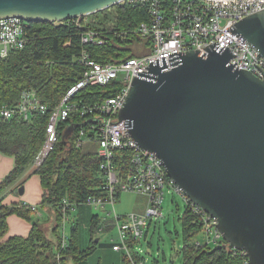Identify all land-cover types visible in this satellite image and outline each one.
Instances as JSON below:
<instances>
[{
    "label": "built area",
    "instance_id": "2783aa9c",
    "mask_svg": "<svg viewBox=\"0 0 264 264\" xmlns=\"http://www.w3.org/2000/svg\"><path fill=\"white\" fill-rule=\"evenodd\" d=\"M124 7L138 8L134 18L141 19L131 30L129 25L116 29L119 18L121 22L127 18L124 13L121 14ZM263 9L264 0H121L101 11L72 19L81 29L79 36L82 46H105L112 39L120 38L128 41V52H135L136 55L99 61L87 49H82L77 56L82 67L80 77L67 89L57 105L50 108L32 89L22 90L14 104H0V119L49 115L44 142L33 161L35 168L44 162L53 149L58 138V123L73 112L83 118L78 125L74 143L77 147H83L88 142L95 143L104 179L101 189L105 194L89 195L81 204H90L106 211L105 216L99 217L97 231L115 229L111 249L122 253L129 264L146 262L140 240L145 236L149 223L163 216L165 189L181 194L185 206L202 223L203 235L206 237L204 244L216 245L223 240L216 228V219L185 197L167 175L161 159L142 149L132 139L125 122L118 121L119 111L132 81L137 77L148 79L151 65H165L164 70H167L175 66L179 55L194 50L200 56H206L211 47L227 48L232 55V65L262 77L264 59L232 28L237 21ZM95 14H100L101 20ZM66 21L49 23L57 25L65 24ZM37 23L45 22H31L19 16L0 18V57L5 58L10 52L23 49L28 42L29 28ZM112 81L119 82V88L112 96L90 103L74 98L87 87L105 86ZM126 192L145 197V209L117 214L115 205L121 194ZM106 205L112 209H106ZM77 206L66 197L61 201V250L68 243L64 224L68 221L70 211ZM29 208L36 211L35 206ZM111 212L114 216L108 219ZM241 252L246 255L244 251Z\"/></svg>",
    "mask_w": 264,
    "mask_h": 264
},
{
    "label": "water",
    "instance_id": "95a60500",
    "mask_svg": "<svg viewBox=\"0 0 264 264\" xmlns=\"http://www.w3.org/2000/svg\"><path fill=\"white\" fill-rule=\"evenodd\" d=\"M119 1L0 0V18L56 22ZM232 31L264 59V9ZM231 57L211 47L206 56L179 55L167 70L151 65L148 79L132 81L118 121L161 159L182 194L216 219L230 249L244 251L248 264H264V75L236 68Z\"/></svg>",
    "mask_w": 264,
    "mask_h": 264
},
{
    "label": "trees",
    "instance_id": "16d2710c",
    "mask_svg": "<svg viewBox=\"0 0 264 264\" xmlns=\"http://www.w3.org/2000/svg\"><path fill=\"white\" fill-rule=\"evenodd\" d=\"M137 12L138 8H122L121 14L124 13L127 18H123V22L119 18V28L116 29L124 28L125 25L133 29L141 19L134 18ZM95 15L101 20L100 14ZM80 30L72 18L65 24L45 22L31 25L26 46L10 52L5 58L0 57V104H14L22 90L32 89L50 108L57 105L67 89L80 77L82 67L77 56L82 49H87L99 61L136 55L135 52H128V41L120 38L112 39L105 46H82ZM118 88L119 82L112 81L105 86L87 87L74 98L90 103L114 95ZM48 117V114H33L27 119L20 116L0 119V152L15 158L14 168L0 182V264H85V258L92 252V246L79 248L76 223L71 228L66 247L60 249L62 199L66 197L69 202L81 206L89 195L105 194L101 189L104 179L95 149L83 150V147H77L74 143L78 125L83 121L77 112L58 123V138L53 149L34 170L40 175L43 189L40 206H49L54 210L52 235L48 237L40 224L32 221L33 226L27 237L13 236L1 240L7 231L8 215L15 213L28 220L32 217L30 208L6 205L2 199L5 192L33 165L45 139ZM179 220L182 240L178 253L181 264H248L245 254L230 249L223 240L216 244L222 247L213 251L216 245L197 244L199 241L196 242L194 238L202 234L203 225L187 207ZM98 222L99 216L93 215L90 220L91 235L97 232ZM122 258L121 264H129L124 255Z\"/></svg>",
    "mask_w": 264,
    "mask_h": 264
},
{
    "label": "rangeland",
    "instance_id": "374dc122",
    "mask_svg": "<svg viewBox=\"0 0 264 264\" xmlns=\"http://www.w3.org/2000/svg\"><path fill=\"white\" fill-rule=\"evenodd\" d=\"M91 148H96L95 143L88 142L83 145V150H90ZM144 198L131 192L122 193L120 200L115 205V212L117 214L141 212L142 210L138 211L137 207ZM35 207L39 212L45 211L44 207L39 205ZM105 207L109 210L112 209L110 205ZM185 207V201L181 194L172 191L167 192V189H165L162 204L163 216L149 223L145 236L140 240L142 254L146 258L145 264H181V256L178 253L182 240L179 217L183 214ZM92 214H98L99 217H103L106 215V211L90 204H82L70 211L68 221L64 224L67 241L70 239L71 223L74 221L79 229L77 238L79 248L87 249L92 246V252L85 258V264H118L119 262L116 263L115 261L119 257L115 252L111 251V240L115 237V229L109 232L97 231L91 235L89 230L90 215ZM113 216L111 212L107 217L111 219ZM174 229L178 231L177 235L174 233ZM97 238L99 240L96 242ZM194 240L204 243L206 242V237L198 234Z\"/></svg>",
    "mask_w": 264,
    "mask_h": 264
},
{
    "label": "crops",
    "instance_id": "0c3cea01",
    "mask_svg": "<svg viewBox=\"0 0 264 264\" xmlns=\"http://www.w3.org/2000/svg\"><path fill=\"white\" fill-rule=\"evenodd\" d=\"M14 166V156L0 152V182L8 175V173L14 168ZM34 170L35 167L32 165L21 175L18 181L5 192L2 199V202L4 204L26 206L27 208H29V206L31 205L40 206L43 189L41 185L40 175L35 173ZM19 186H23L24 188L22 194H19L17 192ZM145 206L146 199L144 198L140 201V205L137 207V210L143 211L145 209ZM41 207H44L45 211L39 212L36 208V211H32V217L30 220L23 218L15 213L8 215L6 218L7 231L1 240L5 241L7 238L13 236L27 237L33 226L32 221H37L40 224L41 228L44 230V232L48 235V237L51 236V229L55 225L54 210L49 206ZM93 215L94 214L90 215V220ZM74 223L76 222L72 221V226ZM98 240L99 239L97 238V240L95 241L97 242ZM111 251L113 250L111 249ZM113 252H115V254H117V256L119 257L117 261H114L116 263L119 262L118 264H121L123 259L122 253L116 251Z\"/></svg>",
    "mask_w": 264,
    "mask_h": 264
}]
</instances>
